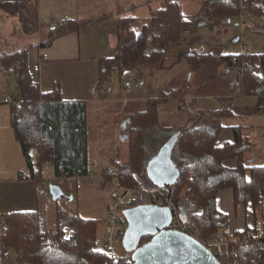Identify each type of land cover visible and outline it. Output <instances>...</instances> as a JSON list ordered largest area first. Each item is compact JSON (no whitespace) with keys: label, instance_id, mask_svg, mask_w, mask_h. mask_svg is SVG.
Masks as SVG:
<instances>
[{"label":"trees","instance_id":"16d2710c","mask_svg":"<svg viewBox=\"0 0 264 264\" xmlns=\"http://www.w3.org/2000/svg\"><path fill=\"white\" fill-rule=\"evenodd\" d=\"M0 9L18 15L20 31L24 34L35 32L33 5L8 2L0 3ZM240 15H264V0H201L194 14L195 17L233 18ZM134 21L132 16L118 19L116 52L99 59L97 90L105 92L110 87L115 71L121 75L139 65L151 66L161 62L168 46L180 41V32L189 22L178 0H159L157 11L147 22L137 27ZM85 23L83 20H72L62 26H49L42 47L55 36L78 30ZM260 32H264V28ZM148 41L150 46L147 49ZM183 57L191 72L203 70L208 73L223 65L222 75L231 83L229 95L238 90L241 96L255 97L264 106V47L258 53L217 55L191 51ZM0 68L13 69L17 73L21 98L9 104V119L26 168L30 170V179L39 189L45 181V167H50L62 190L75 197L78 191L76 177L88 174L92 164L89 158L87 103L64 100L57 84L49 91H41L32 78L26 50L0 53ZM189 84V80L166 83L156 97L147 99L144 109L125 117L123 122L129 119L127 131H123L127 142L126 158L124 161L108 159L100 172L105 182L115 179L124 186L158 191L171 198L179 207L181 221L189 226V234L203 240L213 237L221 229L226 233L228 216L216 206V195L221 189H231L234 205L249 204L256 214L264 198V165H248L245 162L244 156L251 143L242 133L240 125L232 127V142L216 144L217 136L223 129L221 119L235 113L231 98H221L217 110H197L196 121L177 130V151H172V159L179 175L172 186L155 188L151 184L146 172L151 157L146 141L159 139L161 143L171 133L158 129L157 108L160 103L177 98L179 107L186 109L182 102ZM226 159H236L237 162L235 166L228 167L223 163ZM181 193L182 200L179 197ZM61 201H54V230L47 228L41 202L34 210H15L4 215L5 229L0 240L3 246L16 250L21 264H132L130 256L115 259L94 249L98 220L83 217L70 210L64 199ZM64 225L73 228V236L69 239L61 234ZM251 228L237 231L235 235L241 239ZM150 237L144 235L139 244ZM234 251V264H264V249L254 239L246 244L234 245Z\"/></svg>","mask_w":264,"mask_h":264},{"label":"crops","instance_id":"0c3cea01","mask_svg":"<svg viewBox=\"0 0 264 264\" xmlns=\"http://www.w3.org/2000/svg\"><path fill=\"white\" fill-rule=\"evenodd\" d=\"M178 1L182 9V0ZM8 2L33 5L35 10L34 16L36 17V30L32 35L24 34L20 31V20L18 15L0 9V23H4L8 17H13L18 20V23L13 26L18 39L20 38V42L13 41L11 43L2 41L0 44V50L2 51H0V53L26 50L32 78L38 83L41 91H49L57 84L60 87L61 95L64 100L85 101L88 107H92L96 117L100 114L114 115L115 111L106 104L118 98L115 92H117V86L120 85V79L124 72L121 75L116 71L113 72L110 87L105 92L97 90L96 82L99 76V59L110 57L116 52L117 23L120 17L132 16L135 18L133 24L140 27L157 11L159 0H0V3ZM199 3L197 7L193 9L191 15L184 13L186 17L188 16L189 20L186 25V30L188 31L187 38H182L178 43L168 46L164 58L158 64L151 66L139 65L132 68V71H137L140 78H142L144 76V71H141L142 68L146 69L145 67H152L149 68L151 73L159 66L162 68L161 63L166 58L167 53H169L170 49H174L172 62L174 65L169 70L175 68L174 71H172V74H175L172 75L174 77L170 82L189 80L190 84L186 86L187 92L182 102V105L192 110L190 111L191 117L189 118V124L191 125L196 121L195 118H197L195 113L198 109L193 108V103L197 98L202 96L214 97L217 99L231 98L235 113L228 117L235 118L237 115L236 112L238 111L243 120L249 117V114H251L253 110L251 111L245 106L240 107L235 102L237 98L246 99V97L239 94L238 90L229 95L231 83L229 79L227 81L226 77L222 75L223 65L208 73L203 70L191 72L183 56L191 51L199 53L209 52L217 55L235 54L242 52L244 46L247 48L248 53H252L242 36V30L251 26L254 31L264 33L260 32V29L264 28V20H262L261 17L243 15L241 20L239 17L234 18L235 24L222 26L217 29L218 26L222 25L224 17H195L194 14ZM190 17L195 24L190 21ZM61 20H83L86 21V23L78 30L67 31L55 36L50 43L43 47L42 45H38V43L41 44L47 38L49 26H55ZM26 38L29 39L26 40ZM30 41L31 43H28ZM263 42L264 41L261 42L262 50L264 47ZM27 44H30V46ZM32 46L37 49V57H33L31 62L28 52ZM40 51H45L48 54L46 60L40 58ZM183 61L186 62L185 65H183ZM37 63H39V70L34 71L33 67ZM16 78L17 73L15 70L0 68V94L12 96L14 102L15 97L13 94L16 90H19ZM115 80H118L116 81L117 84L116 82L113 83ZM140 83L143 82L141 81ZM148 98L154 97H143L141 100L146 103ZM118 99L128 100L129 98H121L119 96ZM218 104L221 105V102H218ZM261 105L262 103L258 100V113L264 110V106ZM241 110H243V114ZM130 114L125 116L128 117ZM228 117H223L221 119L223 129L217 136V145H222L225 142H232L234 140L232 127L238 125L242 128L244 127L241 123H227L226 125L223 120ZM114 123L118 124V121L116 120ZM121 124L120 122V133H122ZM180 128L182 127L170 129L168 132L171 131L172 133ZM171 133H169V136ZM118 137H120V134ZM245 137L252 145L251 140L247 136ZM96 147L98 148L97 153L100 155V158L97 160L93 158L90 145L89 158L90 162H94L97 165V170L99 169L98 171H101L103 164L107 162L106 159L103 160L104 156H102V154H107V151L100 145H95L92 149ZM249 151L250 148L247 152ZM254 155L258 158L257 160H259V163L256 165L264 164L262 161L264 157L262 155L257 151ZM95 161H98V163ZM236 162V159H226L223 163L228 167H233ZM24 169L26 170V162L10 125L9 104L0 102V228L4 225L3 230L5 229L4 215L6 213L15 210H34L42 201L38 195V187L35 181L23 179L21 177ZM46 172L45 178L53 177L50 169H46ZM228 205L233 206L231 212L229 211ZM216 206L219 211L228 216L226 232L228 231L227 233L229 234L242 231L245 228H250L255 221L261 220V218H258V213L254 214L252 212V208L249 204L234 205L232 191L229 188L221 189L217 193ZM237 207H240L238 212L236 210ZM247 211L250 214L251 222L247 220ZM3 230L0 229V233H2ZM3 248L6 247L4 246ZM2 254L3 252L1 250L0 264Z\"/></svg>","mask_w":264,"mask_h":264},{"label":"rangeland","instance_id":"374dc122","mask_svg":"<svg viewBox=\"0 0 264 264\" xmlns=\"http://www.w3.org/2000/svg\"><path fill=\"white\" fill-rule=\"evenodd\" d=\"M199 1L200 0H182L181 1L182 12L187 15H191L193 9L197 7ZM189 19L193 24H195V22L191 17ZM17 23L18 20L14 19L13 17H8L6 18V21L4 23H0V44L2 41L11 42V43L13 41L20 42V38L18 39V36L14 30L15 28L13 26L14 24ZM184 30L186 29L183 28L180 34ZM185 33L186 34L183 33L181 34V39L187 38L188 31ZM242 36L244 37L246 43L248 44L249 50L252 53H258L262 51L261 42L264 41V33H258L254 31L251 26H249L246 29L244 28L242 30ZM29 38H26V40H28ZM21 40L25 41L24 39ZM28 43H31V41ZM27 45L30 46V44ZM149 46L150 44L148 41L147 49L149 48ZM3 49H9V48H3ZM36 51H37L36 47L32 46V48L28 52L30 56L29 59L31 60V62L33 57H37ZM173 54H174V49H170L169 53H167L166 58L161 63L162 68H160L159 66L156 70L152 72L154 74H152L149 71V68L152 67H145L146 69L144 68L141 69V71H144L143 74L144 76L142 78H140L137 71H132L133 70L132 68L124 71L120 79V85L117 86V92H115V94L118 98L120 96L121 98L126 97L129 99L124 100V99L116 98L115 101L106 104L110 106L111 109H113V111H115L114 115L100 114L99 116L96 117L93 113L92 107L91 106L88 107L89 112H87L88 113L87 119H88L89 145L91 147L90 148L91 155L93 153V158H95V160L100 158V155L97 153L98 148L96 147L92 149L95 145L96 146L100 145L104 149H106L107 154L105 153L102 154V156H104L103 160L105 159L107 161L108 159H112L113 161L125 160L127 155V142L121 139L120 137H118V135L120 134L119 124L122 121V119L127 117L125 115L130 114L134 111H140L145 108V103L143 102V100H141V98L156 97L158 95L161 86L172 80V78L174 77L172 75L175 74V73L172 74V71H174L175 68H172L171 70L169 69L174 65V63L172 64ZM185 64L186 62L183 61V65ZM228 79L229 78H226L227 81ZM116 81L118 80H115L113 83H115ZM141 81L143 83H140ZM13 96L15 97V102H18V100L21 98L19 90H16ZM179 102L180 101H178L177 98H171L159 104L157 108V125L159 130L163 132H168V130L170 129H174L178 127H186L190 125L189 118L191 117L190 111L192 110L189 107H187L186 109H181L179 107L180 105ZM218 102H221V98L217 99L214 97L202 96L196 99V101L193 103V108L211 112L220 106ZM235 102L240 107L245 106L251 111L253 110L252 113L249 114V117H246L242 120L240 113L237 111L236 112L237 115L235 118L228 117L225 118V120L223 121L226 125L227 123L228 124L241 123V125L244 126L242 128V133L244 134V136H247L252 142L250 151L245 154L244 159L248 165H256L257 163H259L258 162L259 160H257L258 158H256V156L254 155L255 152L257 151L260 155L264 157V119H262L261 114L257 112L258 99H256L255 97H246V99L237 98ZM241 113L243 114V110H241ZM116 120L118 121V124L114 123L116 122ZM123 131L126 132L127 128L125 127ZM168 139L169 137H167L166 140L161 141V143L159 139L146 141L148 154L151 155L148 161H150L151 159L154 160L157 157V154L162 149V147L164 146V144L167 142ZM172 151L173 153L177 151V147L175 144L172 146L171 157H170L171 160L173 161ZM262 161L264 163V158ZM95 162L98 163V161ZM24 171L25 169L23 170V172ZM54 183L60 185L58 181H55ZM153 186L155 188H159L157 185L156 186L153 185ZM166 186H172V184H167ZM110 194H111V188L109 187L105 188L101 193H97L92 187L84 186L83 188L77 191L75 197L72 200L68 201L67 199L63 198L66 206L70 210L77 211L83 217L94 218L98 220L96 241H101L102 239V232L104 229L103 218L106 213L107 205L112 202ZM182 195L183 193L179 195L180 200L184 198ZM61 200L62 199H58V202L59 203L62 202ZM41 203L46 213L47 228L50 230H54L56 226V215H55L56 202H54L53 200H49L47 202L41 201ZM228 206H229V211L231 212L233 210V206L230 205ZM239 209L240 207H237L236 209L237 212L239 211ZM256 211H257L256 213H258V218L264 220V198L261 205L258 207ZM247 214H248L247 220L248 222H251L249 212ZM3 227L0 229L3 230ZM219 231H223V230L221 229ZM1 250L3 252L1 257V264H21L17 260V253L14 248L6 247V248H2ZM119 251L120 253L123 254L125 253L126 249L124 248V246H121L119 248Z\"/></svg>","mask_w":264,"mask_h":264},{"label":"built area","instance_id":"2783aa9c","mask_svg":"<svg viewBox=\"0 0 264 264\" xmlns=\"http://www.w3.org/2000/svg\"><path fill=\"white\" fill-rule=\"evenodd\" d=\"M264 20V15L260 16ZM242 19V15L239 16ZM239 20V21H240ZM66 21L61 20L57 23L58 26L65 25ZM240 23V22H239ZM235 24L234 18L231 16H225L222 26ZM187 27V26H186ZM185 27V29H186ZM187 30L182 33L186 34ZM181 33V34H182ZM38 45H41L38 43ZM242 53H248L247 48H242ZM40 58L46 60L48 54L45 51H40ZM235 62V60H233ZM34 71L39 70V63L33 67ZM0 102L12 103L14 99L7 94H0ZM264 119V110L260 112ZM50 169V167H45ZM23 179H30V170H26L22 173ZM77 190L84 186L92 187L97 193H101L105 188H111L110 197L112 202L106 207V213L103 218V232L101 241H96L93 248L99 250L102 253L108 254L115 259H119L122 256H130V252L120 253L119 248L124 246V236L128 227V220L125 215V211L130 210L137 206L142 205H158L167 206L171 213V219L165 229L179 230L189 234V226L181 221L178 205L169 197L164 196L163 193L158 191H146L138 188H131L120 184L117 180L104 181V177L100 171L97 170V165L93 162L90 167V172L86 175L76 177ZM53 177L45 178L44 184L39 187L38 195L43 202L52 200L49 192V186L55 184ZM72 199L74 195L71 193ZM252 228L247 231L243 238H239L237 235L225 233L224 231H218L213 237L205 238L201 240L196 235H192L198 239L217 259L221 264H234V245L246 244L250 239L257 241L258 245L264 249V220H258L253 223ZM61 234L63 237L69 239L73 236V228L69 225L61 227ZM191 235V234H190ZM1 238V233H0ZM3 243L0 240V251L3 248ZM223 262V263H222Z\"/></svg>","mask_w":264,"mask_h":264},{"label":"water","instance_id":"95a60500","mask_svg":"<svg viewBox=\"0 0 264 264\" xmlns=\"http://www.w3.org/2000/svg\"><path fill=\"white\" fill-rule=\"evenodd\" d=\"M122 122L120 138L124 140ZM179 131L169 136L154 160L147 162V177L159 188L173 184L179 175V169L171 160L172 146L176 144ZM53 201L72 200V195L65 193L57 184L49 186ZM128 227L124 236V248L130 252L132 264H221L198 239L179 230H169L171 219L167 206L142 205L125 211ZM144 235L150 239L139 244Z\"/></svg>","mask_w":264,"mask_h":264}]
</instances>
